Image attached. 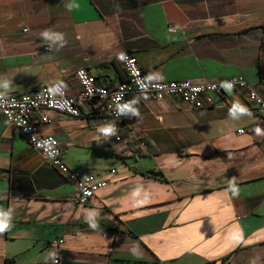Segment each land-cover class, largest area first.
Here are the masks:
<instances>
[{
  "label": "crops",
  "instance_id": "1",
  "mask_svg": "<svg viewBox=\"0 0 264 264\" xmlns=\"http://www.w3.org/2000/svg\"><path fill=\"white\" fill-rule=\"evenodd\" d=\"M125 52L154 79L240 74L264 97V0H0L1 91L60 82L76 95L79 67L115 85ZM132 99L139 115L115 134L97 101L78 117L46 110L41 132L66 162L108 181L86 205L0 116V220L12 226L0 264H56L57 238L60 264H264V117L247 91L203 109ZM133 141L157 151L131 153Z\"/></svg>",
  "mask_w": 264,
  "mask_h": 264
},
{
  "label": "built area",
  "instance_id": "2",
  "mask_svg": "<svg viewBox=\"0 0 264 264\" xmlns=\"http://www.w3.org/2000/svg\"><path fill=\"white\" fill-rule=\"evenodd\" d=\"M176 29L175 26L169 27L170 31ZM50 49L47 47V50ZM123 55L125 58L120 61L125 78L115 85L99 83L96 76L87 68L79 67L75 71V76L81 88L76 95L67 94L60 82L44 84L34 91L22 94L0 90L3 94L0 97V116L26 137L28 146L40 153L43 162L51 165L73 184L76 201L81 205L88 204L108 181L83 175L66 162L64 148L59 141L54 136L41 132L40 125L49 121L46 110L52 109L67 116L78 117L82 113V105L97 101L108 115L106 128L111 127L112 134H115L121 124L131 126L135 123L136 112L132 99L134 95L146 93L156 100L176 97L191 108L203 109L218 104L229 90H246L249 102L264 117V97L240 74L200 82L191 79L160 80L152 78L140 66L133 53L125 52ZM50 89L54 92H50ZM125 105L128 107L121 111ZM239 132L243 133L244 129H239ZM37 144L42 147L37 148ZM61 243L62 240L59 238L54 241L58 250V255L54 258L56 264L61 263Z\"/></svg>",
  "mask_w": 264,
  "mask_h": 264
},
{
  "label": "clouds",
  "instance_id": "3",
  "mask_svg": "<svg viewBox=\"0 0 264 264\" xmlns=\"http://www.w3.org/2000/svg\"><path fill=\"white\" fill-rule=\"evenodd\" d=\"M42 34H43L44 36H48V35H49V31L46 30V31H44ZM124 58H125V57H124L123 54H121V55L119 56V59H121V60L124 59ZM4 86H5V88H7V86H8V82H7V81L5 82V85H4ZM49 91H50V92H54V90H52V89H50ZM2 96H3V94L0 93V97H2ZM127 107H128L127 105L123 106V107L121 108V111H124ZM129 110H131V109H129ZM239 110L242 111V112H243V111H246V109L243 108V107H240ZM136 114L139 115L138 112H137ZM104 132H105L106 134H112L113 129H112L111 127H108V128H105V129H104ZM256 132L259 134V133H260V129L257 128V129H256ZM33 140H35V136H33ZM45 143H47V141H45ZM39 147H42V145L37 144V148H39ZM230 189H231V191H232L233 193H238V189L236 188V186H235V184H234L233 182H230ZM11 227H12V226H10L6 221H4V220H0V234H3L4 232L10 230ZM90 227H92V228H96L97 226H96L95 223L90 222ZM53 256H54V253H53Z\"/></svg>",
  "mask_w": 264,
  "mask_h": 264
},
{
  "label": "trees",
  "instance_id": "4",
  "mask_svg": "<svg viewBox=\"0 0 264 264\" xmlns=\"http://www.w3.org/2000/svg\"><path fill=\"white\" fill-rule=\"evenodd\" d=\"M141 141H133L131 143L128 144V149L132 150L133 153L137 152L139 154H155L156 153V149L153 148V146L148 143L147 145V149L144 151L140 145ZM151 172L155 173V174H159L162 176V172L161 171H154L152 170Z\"/></svg>",
  "mask_w": 264,
  "mask_h": 264
}]
</instances>
